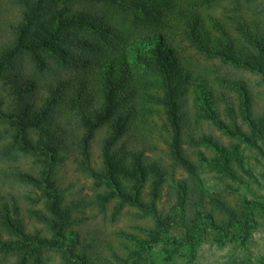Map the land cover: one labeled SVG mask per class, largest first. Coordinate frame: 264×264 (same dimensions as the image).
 Returning <instances> with one entry per match:
<instances>
[{
    "label": "trees",
    "instance_id": "obj_1",
    "mask_svg": "<svg viewBox=\"0 0 264 264\" xmlns=\"http://www.w3.org/2000/svg\"><path fill=\"white\" fill-rule=\"evenodd\" d=\"M208 61L255 73L264 85V0H0V183L31 188L24 200L40 208L27 212L43 225L27 231L19 199L11 209L1 203L0 253L12 264H48L52 254L57 264H128L112 245L94 257L86 231L75 228L84 208L108 220L110 205L112 221L128 208L148 222L130 237L131 264H146L163 241H247L264 201L208 196L198 169L207 162L234 177L230 162L264 130V108L244 82L213 75ZM138 120L149 129L140 141L131 135ZM203 122L227 145L195 133ZM152 141L164 162L145 154ZM20 159H29V171ZM68 160L92 178L91 199H69L60 188ZM177 225L181 234L169 236Z\"/></svg>",
    "mask_w": 264,
    "mask_h": 264
},
{
    "label": "rangeland",
    "instance_id": "obj_2",
    "mask_svg": "<svg viewBox=\"0 0 264 264\" xmlns=\"http://www.w3.org/2000/svg\"><path fill=\"white\" fill-rule=\"evenodd\" d=\"M133 56V52H130V62L133 61ZM208 66H212L214 69L211 68L214 72L218 71L213 75H217L225 81L230 83L244 82L249 86V89L256 98L258 102L257 107L264 108V85L255 73L242 71L230 64L220 68L214 61H208ZM214 86L218 89L217 85L214 84ZM219 88L221 90L224 89L229 94H233L228 88ZM222 109L223 105L220 104L222 117L225 118ZM148 119V123L152 122L150 118ZM137 122L142 124L139 120ZM238 122H241L240 118H238ZM242 125L247 130L246 124ZM147 130H149L147 125L142 124L131 135L140 141L142 139V132H147ZM201 131L216 137L223 144L227 145L229 142V139L223 135L221 130L208 123L203 122L195 133ZM161 148L163 149L161 145H156L152 141L151 144L145 146V154L153 159H160L164 162ZM200 150H203L207 157H213L214 161L222 159L215 148H208L207 150L201 148ZM93 151L94 165L99 167V151L94 148ZM236 153V157L230 162L234 177H230L229 174L217 170L214 166H209L206 164L207 162L201 163L198 169L200 188L208 196L215 194L225 195L232 204H237L243 199L264 201V130L258 131L253 135V142L240 144ZM16 163L22 171H29V159H20ZM76 167L77 164L74 160H68L63 167L59 168L58 178L60 188L66 191L69 199L77 200L83 198L89 200L94 196L95 187L93 180L78 172ZM184 176L181 171L177 170L174 179L175 181H179ZM33 193L31 188H26L20 184L10 185L9 183H3L0 186V208L1 203H7L9 209H11V199L12 197H16L17 200L19 199L20 215L26 222L27 231H43V225L37 222L35 218H31L27 212L28 209L40 208L39 205L34 206L29 201L24 200L25 196H33ZM168 205V203L162 205L164 210H167ZM112 207L113 205H110L105 212L108 220H104L102 214L95 207L84 208V214H75V228L80 229L83 233L84 231L87 232V235L85 232L84 240L92 242L93 246H95L94 251L96 253L93 254L94 257H105L106 250L103 248L112 245L113 249L115 248L118 253H122L127 258V263L131 264L134 261V255L126 250V248L134 249L130 242V237L134 236V234L141 235L138 231L139 225L146 227L148 222L137 219L128 208L123 210L118 219L112 221ZM202 209L203 207L200 210L201 213H203ZM177 213H180L179 209L173 212L174 215H177ZM83 216L85 220L81 219ZM181 231V226L177 225L168 232V235L177 237L181 234ZM122 241L121 246L120 243ZM145 259L146 264H264V217L259 216L256 218V224L251 231L250 238L243 243L238 240H231L226 243L217 244L203 236L191 244L181 246L163 241L153 246L145 254ZM14 261L15 258L3 256L0 253V264H12ZM58 261V257L52 254L48 264H57Z\"/></svg>",
    "mask_w": 264,
    "mask_h": 264
}]
</instances>
